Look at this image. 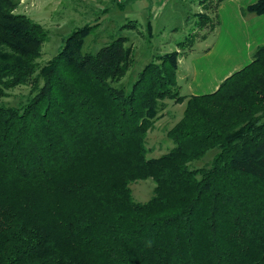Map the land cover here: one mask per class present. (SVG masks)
<instances>
[{"label": "trees", "instance_id": "obj_1", "mask_svg": "<svg viewBox=\"0 0 264 264\" xmlns=\"http://www.w3.org/2000/svg\"><path fill=\"white\" fill-rule=\"evenodd\" d=\"M221 2L199 12L200 39ZM19 3L0 0V264H264V43L215 91L185 96L194 38L127 82L128 37L82 52L83 27L40 64L47 31ZM242 12L263 14L264 0ZM19 86L28 96L5 102ZM172 100L185 104L174 146L150 158ZM148 178L138 202L130 184Z\"/></svg>", "mask_w": 264, "mask_h": 264}, {"label": "rangeland", "instance_id": "obj_2", "mask_svg": "<svg viewBox=\"0 0 264 264\" xmlns=\"http://www.w3.org/2000/svg\"><path fill=\"white\" fill-rule=\"evenodd\" d=\"M216 1L20 0L17 11L40 23L47 31L48 37L38 59L40 64L52 59L64 44L65 38L83 27L91 26L92 29L85 38L82 52H96L119 36L128 37L135 62L124 79L127 82L133 81L138 72L157 54L178 50V42L188 43L194 38L193 46L187 48L180 57L178 71L180 94L189 96L215 91L221 79H226L234 73L212 72L215 61L212 68L206 66L207 59L217 58L212 48L214 44L218 45L220 26H217L215 32L209 33L206 40H202L200 36L206 33L207 29L201 31L196 24L203 6ZM224 1L222 0L219 7ZM218 11L220 13L219 8ZM217 64L218 62L214 69ZM28 94L27 87L19 86L11 90L4 101L16 104L23 101ZM184 109V103L175 104L173 100L168 101L163 117L147 136V145L153 148L148 153L150 158L158 157L174 146L166 136V131L182 117ZM155 186L152 178L136 180L130 184L134 199L141 203L150 200Z\"/></svg>", "mask_w": 264, "mask_h": 264}, {"label": "crops", "instance_id": "obj_3", "mask_svg": "<svg viewBox=\"0 0 264 264\" xmlns=\"http://www.w3.org/2000/svg\"><path fill=\"white\" fill-rule=\"evenodd\" d=\"M256 1L225 0L218 7L221 13L220 30L218 31L217 39L218 45L214 44L212 48L215 51L214 55L217 54V58L216 60L213 58L206 60V66L210 68H212V63L215 61L212 72L225 71L224 74H228L229 72L240 70L251 61L255 49L264 43V13L261 15H245L242 12L243 8H246L248 4L251 5ZM217 26L212 32L216 31ZM207 37L202 40H206ZM216 62L218 64L216 69H214ZM222 80L224 79H221L219 83Z\"/></svg>", "mask_w": 264, "mask_h": 264}]
</instances>
